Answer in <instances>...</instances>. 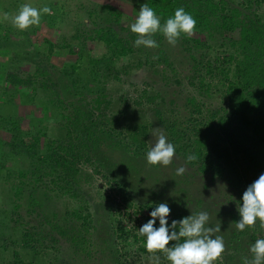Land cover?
<instances>
[{
    "label": "trees",
    "instance_id": "16d2710c",
    "mask_svg": "<svg viewBox=\"0 0 264 264\" xmlns=\"http://www.w3.org/2000/svg\"><path fill=\"white\" fill-rule=\"evenodd\" d=\"M139 1L153 7L162 24L183 7L195 18L196 27L175 46L157 33L152 38L158 47H136V35L129 27L138 13L126 17L103 6L108 15L100 19L101 24L92 22V30L73 35L76 41H96L105 47L106 53L91 58L92 80L98 83L91 91L95 98L85 95L84 86L76 89L78 80L70 77L82 51L75 54L70 49L77 60L59 70L51 57L56 45L50 40H42L46 53L28 37L20 42L24 50L35 48L15 57L30 62L32 71L0 76L4 83L0 137H7L0 138V171H5L4 182L14 198L10 220L19 227L24 248L34 257L39 251L66 249L80 256L82 264H140L129 259L127 251L138 245L137 252L147 256L143 264H169L164 253L145 250L138 232L154 204L167 202L169 224L206 211L209 225L221 227L214 236L223 238L224 251L216 264H245L252 258L249 249L260 232L259 222L243 232L235 222L240 218L243 193L264 173V0L236 4L231 0ZM124 17L128 27L121 26ZM0 42L2 46L10 43L7 34ZM128 55L135 56L137 67H146L145 88L134 98L106 100L105 82L120 81L119 77L129 74L125 67L118 71L115 66ZM66 68L72 70L70 74ZM183 82L191 92L178 90ZM215 94L225 106L206 105ZM16 95L33 108L30 116L34 102L56 110L54 138L42 129L21 128ZM38 95L44 101H38ZM34 119L41 123L46 117ZM153 128L175 145L178 165L169 171L146 162V152L158 138L149 137ZM190 155L195 159L188 160ZM17 157L27 160L28 168L9 167L8 162ZM179 167L185 169L182 175H177ZM95 176L107 186L108 194L103 195L107 206L116 198L127 207L134 201L137 211L145 213L140 227L127 229L109 206L107 215L99 213L101 206L84 189ZM139 186L149 194L148 200L134 199ZM61 198L74 202V207L57 209ZM118 241L122 245H116ZM172 243L176 242L169 246Z\"/></svg>",
    "mask_w": 264,
    "mask_h": 264
},
{
    "label": "rangeland",
    "instance_id": "374dc122",
    "mask_svg": "<svg viewBox=\"0 0 264 264\" xmlns=\"http://www.w3.org/2000/svg\"><path fill=\"white\" fill-rule=\"evenodd\" d=\"M231 1L236 4L240 3L242 0ZM26 3L38 8L48 6L52 9V13L43 15L39 25L30 26L28 29L21 31L13 27L10 18L17 13L18 9L23 4ZM105 5L111 6L113 9L122 12L127 17L130 14L138 13V6L141 5V2L139 0H0V38L4 34H7V39L10 42L5 46H2L3 44L0 42V45L2 46V48H0V76H2V73L6 74L11 71H17L21 74L31 72L32 65L30 62H22V60L17 61L15 57L21 54L25 55L27 52L29 53L37 46L45 48L43 52L46 53L47 50L42 40L48 39L54 44V46L56 45L53 53H51V57L54 65H56L59 70L61 67L65 66V64L66 67L68 64H73V62L77 60L75 54L82 51L83 56L76 62L77 70L73 71V75L71 74L70 77L71 79L78 80L76 83V89H81L84 86L86 89L85 95L95 98L91 91L96 89L98 83L92 80L93 65L91 63V58H96L106 53L105 47L96 41H76L74 40L73 35L92 30L94 28V25L91 24L92 22L101 24L102 20L100 21V19H104L108 15L107 10L103 8ZM89 13H91L92 16H90ZM5 14H7L9 19H5ZM126 17L121 19V26L123 27H128L129 25ZM27 37L30 39L34 47H27V49L24 50V46H21L20 42ZM70 49H72L75 54L70 53ZM26 56L28 57V55ZM136 64L137 59L135 56L130 55L115 63L118 71H123V67H125L124 71H129V74L127 76L122 75L119 77L120 81L108 80L105 82L106 100L112 99L113 101L119 96L134 98L136 92H140V90L145 88L143 83L147 81L148 71L146 67L139 68ZM66 70L69 71V74L72 71L68 68H66ZM3 85L4 83L1 84L0 82V91ZM9 90L13 91L12 89ZM178 90L182 93H185L184 91H192L185 82H183ZM4 98L6 100V97H3V99ZM15 99H17V102L19 103L18 117L21 119L20 123L21 126L23 125L21 127L22 129L27 127H32V130L42 129L48 138H54L58 134L57 124L59 117L53 107H47L41 105V103L34 102V115L30 116L29 111L33 110V108L27 107L28 103H21L18 95H16ZM37 99L38 101H44L41 95H38ZM205 103L210 107H216L220 104H222L220 107L224 105V103H220L216 94L209 98ZM104 112L110 114L107 110ZM44 115L46 119L41 123H38L34 119H42V116ZM24 116L25 118L23 119L22 117ZM28 117H30V121L27 119ZM142 120L143 118H140V121ZM159 134L160 133H157L154 129L149 137H158ZM0 138L2 140L7 139L4 134ZM44 140L45 138L41 141L43 142ZM43 143L45 144L46 142ZM151 143L153 144L154 142H149V147ZM171 164L164 168L169 171L172 167L178 165V160L173 157ZM8 166L13 169L25 170L28 168L27 160H23L19 157L8 162ZM2 171H0V264H15L18 261L22 264H82L80 256H75L66 249V251H48L44 249V252H38V257H34L29 250L24 248V242L20 237L19 227L16 228L15 223L10 220L12 219L11 212L14 198L10 186L4 182L5 171ZM99 184L102 187H100ZM84 189L88 192L90 199L96 205L101 206L99 213L103 217L108 214L106 209L109 206V211L112 212L113 216L118 217L117 219H121L123 225L127 229L141 226V221L143 219L141 218V215H145V213L140 214L137 211L134 207V201L131 200L130 207L124 205L121 200L117 198L112 203L110 200L108 206L104 203L103 195L108 194V189L104 183H101L99 177H93L91 185L84 186ZM137 191L138 195L137 197H134L136 201L138 200L142 202L148 200L149 194L144 190L143 186H139ZM23 204V209H25V201H23ZM55 205L57 206V209L63 211L66 205H68L67 209H71L74 207L75 203L71 200L61 198ZM126 215L129 216L127 217ZM14 228L17 230L15 231ZM116 245H122V243L118 241ZM137 247L138 245L127 247V251L129 250L130 252L129 259H137L140 264H143L147 256L139 254L137 252ZM14 253H16V257L14 256ZM216 263L217 261L214 262V264Z\"/></svg>",
    "mask_w": 264,
    "mask_h": 264
},
{
    "label": "clouds",
    "instance_id": "9594fccd",
    "mask_svg": "<svg viewBox=\"0 0 264 264\" xmlns=\"http://www.w3.org/2000/svg\"><path fill=\"white\" fill-rule=\"evenodd\" d=\"M51 13L52 9L48 6L38 8L26 3L10 19L13 27L23 31L30 26L39 25L41 17ZM5 19H9L7 14ZM196 23L190 13L179 7L162 24L156 10L143 3L135 21L130 25V31L136 35L133 41L136 47H158L156 40L152 38L157 33L162 34L168 44L175 46L182 35L193 33ZM175 152V145L161 133L156 143L146 152L145 159L152 166H168L172 163ZM187 159L193 160L195 157L190 155ZM184 171V167L176 170L177 175H182ZM170 212L167 202L154 204L152 207L150 218L138 230L139 235L144 238L145 250L153 255L164 253L169 264H214L224 251L223 238L214 236L221 231V227L209 225L210 217L206 211L172 220L169 224ZM238 214L240 218L235 224L241 232L259 222L260 232L249 249L252 258L246 259L245 264H264V173L243 193L242 201L238 204ZM170 242L176 243L169 246ZM155 259L158 262L159 256H155Z\"/></svg>",
    "mask_w": 264,
    "mask_h": 264
}]
</instances>
